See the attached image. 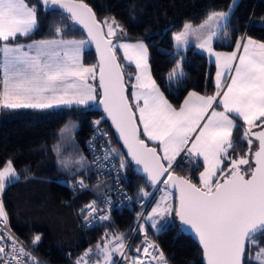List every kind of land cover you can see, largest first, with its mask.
Listing matches in <instances>:
<instances>
[{
    "label": "snow or ice",
    "instance_id": "snow-or-ice-1",
    "mask_svg": "<svg viewBox=\"0 0 264 264\" xmlns=\"http://www.w3.org/2000/svg\"><path fill=\"white\" fill-rule=\"evenodd\" d=\"M39 4L45 13L59 12L64 20L83 27L88 40L67 38V25H63L55 28L51 38L20 42L21 37H31L38 30L39 8L28 0H0V110L102 106L127 151L101 145L102 156L97 155L94 136L89 141L94 163L102 168L101 160L119 159L123 169L125 157H130L141 166L148 186L163 193L149 212L138 214L133 231L143 239L134 249L129 247L128 234L106 231L95 250L88 247L74 264H168L163 251L149 238L148 229L159 234L177 227L167 219L173 214L179 221L178 230L191 232L198 240L203 264H264V42L241 36L235 39L232 51L213 47L221 36L231 40L228 21L236 0L227 11L210 10L198 26L185 21L173 32L174 53L179 59L168 73L170 84L184 77L182 61L191 47L215 57L217 69L215 93L189 92L179 107L166 99L153 79L148 46L143 41L114 43L113 37L125 35L114 17L97 20L84 0H39ZM87 43L96 46L97 65L81 62ZM117 50L123 52L128 65L135 66L134 77H128L131 91ZM97 77L98 86L92 83ZM100 123L94 121L97 133L101 132ZM241 128L237 143L233 133ZM67 129L61 130L62 136ZM244 142V154L237 155ZM53 151L57 163L73 175L85 170L82 154L66 159L61 156L60 144L54 145ZM182 152L189 157V164L195 162L193 157L202 158L199 183L175 174L173 164ZM28 171L25 169V178ZM20 179L13 161L7 160L0 167V194ZM161 184L165 187L158 189ZM73 187L86 190L89 186L80 176ZM150 195L141 187L137 202L142 208ZM102 203L104 208L92 200L80 209L87 225L93 220H110L105 208L111 206V200L104 198ZM40 240L41 236L35 235L33 245ZM117 256L120 260L114 259ZM0 264H40L11 232L2 199Z\"/></svg>",
    "mask_w": 264,
    "mask_h": 264
},
{
    "label": "trees",
    "instance_id": "trees-1",
    "mask_svg": "<svg viewBox=\"0 0 264 264\" xmlns=\"http://www.w3.org/2000/svg\"><path fill=\"white\" fill-rule=\"evenodd\" d=\"M230 1L84 0L96 14L97 20L114 17L123 26L125 35L113 37L114 41H143L148 46V64L152 77L166 99L175 107L182 104L189 92L211 93L213 66H208L205 56L191 47L182 61L184 77L170 84L166 76L175 62L170 33L178 30L185 21L200 23L210 10L225 11ZM28 2L39 8V28L31 37H21L20 42L51 38L55 28L63 25H67V38L85 40L81 30L64 20L58 12L45 13L36 0ZM228 29L232 41L246 36L264 42V0H238L228 21ZM117 56L130 91L128 77H134L135 69L126 64L118 53ZM82 62L87 66L95 65L90 48L82 54ZM91 117L102 118L99 113L76 107L43 111L0 110V167L11 159L21 175V179L6 187L2 194L9 226L48 264H72L84 249L95 246L100 236L104 235V230L122 231L130 223L131 215L123 211L113 214L109 221H103L96 228H83L80 209L109 191L111 181L99 180L90 172L87 163L85 170L76 175L57 163V155L53 151L56 144H60L61 156L66 159H77L78 154L84 156L82 144L89 134L87 122ZM102 121L110 134L112 148L122 152L107 122L103 118ZM238 124L243 125L241 121ZM65 126L68 129L62 136L61 130ZM242 134V128L234 131L233 140L239 143ZM147 143L152 146V143ZM246 148L244 142L236 154L243 155ZM116 161L119 163L120 160ZM194 164L197 167L193 168ZM25 169L29 170L27 178ZM174 170L176 175L189 177L193 183H199V163L179 162ZM120 171L122 185L130 194L138 195L141 187L144 190L148 188L143 179L134 175L128 162ZM80 176L88 184V189L80 190L76 187L74 190L73 186ZM167 219L175 221L174 214ZM35 235H40L41 240L33 245ZM148 236L163 251L169 264H202L198 246L191 237L181 233L178 227H169L159 234L149 228ZM141 238L143 236L135 237L132 245L136 246Z\"/></svg>",
    "mask_w": 264,
    "mask_h": 264
},
{
    "label": "built area",
    "instance_id": "built-area-1",
    "mask_svg": "<svg viewBox=\"0 0 264 264\" xmlns=\"http://www.w3.org/2000/svg\"><path fill=\"white\" fill-rule=\"evenodd\" d=\"M96 120L101 121L100 125L98 126L101 130L100 133H97V131H96L97 126L94 125V121H96ZM87 126H88L89 134L87 135V137L83 141L82 151H83L84 157L87 160V164H88V167L90 169V172L93 175H95L99 180L107 179V180L111 181V188L109 189V191H107L104 195L98 197L96 199V201L101 208H104L102 200L104 198H109L111 200V206L109 208H105V211L110 215V217H112L113 214H120L123 211L129 212V214L131 215V219H130V223H129L128 227L122 231L118 230L116 232L128 234L130 237V239L128 241L129 247L134 249L137 245L140 244V241L143 239V238L139 239V242L136 246L132 245L133 240H135V237H137V236L142 237V234H140L139 232L133 231V229H135L137 227V216H138V214L141 213L142 211L145 214L147 212H149L151 207L156 202V200L163 193L161 191H157L151 187L145 189V191L151 193V195L144 202L143 208H142L141 204L137 202L138 200L141 199L139 194L138 195H132L123 187L122 182H121L122 173L119 169V165H118V162L116 161V159L113 162H106L104 160H101L100 164L104 165V167H102V168L98 167L97 164L94 163L93 152L89 148V141L92 140V138L94 136H96L97 139L92 140V142L96 145L95 151H96L97 155L102 156L101 145H104L105 147H112L111 144H108V141H111V137H110V134H109L108 130L106 129L105 125L103 124L102 118L101 117H91L87 122ZM101 133H107V135L102 136ZM183 156H185L184 153H181L177 157L176 163L173 164V169H174L175 165L179 162H181V163L186 162L187 163V159H184ZM195 167H197V164H194L193 168H195ZM157 188L163 189L158 185H157ZM2 194H0V199H2ZM126 197H131L132 199H127ZM141 219H142V217H141ZM80 223H81V226L83 228L91 229V228L98 227L102 222L98 221V220H93L91 222V225H87L84 217H82ZM8 225H9V220H8ZM9 228H10V226H9ZM10 230H11V228H10ZM11 232L19 241L23 242L26 249H28L29 251L32 252V254L38 259L40 264H48L37 253H35L34 250H32L22 239H20L12 230H11ZM102 236L103 235L100 236L98 241L101 240ZM92 247H93V250H95L94 246H92ZM86 249H84L81 253H83ZM132 254L135 255L134 252ZM114 259L120 260V258L118 256L114 257ZM72 264H74V262ZM121 264H123L122 261H121Z\"/></svg>",
    "mask_w": 264,
    "mask_h": 264
},
{
    "label": "water",
    "instance_id": "water-1",
    "mask_svg": "<svg viewBox=\"0 0 264 264\" xmlns=\"http://www.w3.org/2000/svg\"><path fill=\"white\" fill-rule=\"evenodd\" d=\"M36 1H37L38 4H39V0H36ZM39 5H40V4H39ZM40 6H41V5H40ZM41 8H42V10L44 11V9H43L42 6H41ZM58 13H59V12H58ZM65 15H67V14H65ZM74 26L81 30L82 35L84 36L85 40L87 41V40H88V36H87V32L85 31V29H84L83 27H81L80 25H74ZM113 41H114V38H113ZM87 44H88V46H89L91 52L93 53V56H94V63H95V65H97V64H98V61H99V57H98V54H97V52H96V46H95L94 43H87ZM97 71H98V69H97ZM98 83H99V80H98V77H97V80L95 81V84L98 86ZM98 99H99V96H98ZM87 110H88V111H91V112L99 113V114L102 116V118L107 122V124H108L110 130L112 131L113 137H114V139L116 140V142L119 144V146H120L122 152H126L127 150L124 148V146H123V142L119 139V135H118V133L116 132L115 128L112 126L111 121L108 120V119L106 118V114H105L104 111H103V107H102V106H99V105H95V106H93V107H91V108H87ZM150 146H151V145H150ZM125 159H126V161L130 164V166H131V170H132V172L134 173V175L137 176V177H139V178H141V179H143V180L146 182L147 187L149 188L150 186H148V182H147L146 179H145V174H144V173L142 172V170H141V166H138V165H136L134 162H132L131 159H130V157H125ZM162 179H163V178H162ZM158 186H160L161 188H164V187H165L163 184L158 185ZM169 190H171V189H169ZM174 219H175V221H176V223H177V227H178V225H179V221H178V219L175 218V216H174ZM184 234H186L187 236L191 237V239H192V240L195 242V244L198 246V248H199V250H200V255H201V263L203 264L202 249H201V247H200V245H199V243H198V240L194 237V234H192L191 232L184 233Z\"/></svg>",
    "mask_w": 264,
    "mask_h": 264
},
{
    "label": "rangeland",
    "instance_id": "rangeland-1",
    "mask_svg": "<svg viewBox=\"0 0 264 264\" xmlns=\"http://www.w3.org/2000/svg\"><path fill=\"white\" fill-rule=\"evenodd\" d=\"M231 2H232V0L230 1V3H229V5L231 4ZM237 2H238V0H236V4H237ZM229 5H228V7H229ZM228 7H227V9H228ZM227 9L225 10V11H227ZM202 22V21H201ZM200 22V23H201ZM200 23H197V24H193L194 26H198ZM184 24V23H183ZM182 24V25H183ZM182 27V26H181ZM181 27L179 28V29H181ZM178 29V30H179ZM175 31H177V30H175ZM173 32L174 31H172L171 33H170V38H171V41H172V34H173ZM230 29H228V34H229V36L231 37V35H230ZM120 42H126V41H122V40H116V41H114V43H120ZM130 43H132V42H130ZM135 43V42H134ZM213 47H214V49L216 50V51H225V52H227V51H232V50H234V41H232V38H231V40H228V39H226L225 37H223V36H221L220 37V39L218 40V41H216V42H214V45H213ZM172 48H173V41H172ZM194 48V47H193ZM195 49V48H194ZM196 51H198L197 49H195ZM198 52H200V51H198ZM117 53L118 54H121L122 56H123V52L122 51H120V50H117ZM201 54H203L204 56H205V58H206V60H207V62H211V64L214 66V72H213V85H214V93H215V91H216V87H215V78H216V71H217V69H216V66H215V63H214V61H215V57H209V55L207 54V53H202V52H200ZM172 56L174 57V66H175V63H176V60L177 59H179V57H176L175 56V53H174V48H173V50H172ZM134 66V65H133ZM173 66V67H174ZM182 69H183V67H182ZM184 71V70H183ZM168 77V76H167ZM166 77V78H167ZM168 79V78H167ZM224 83H227V81H224ZM185 99V98H184ZM184 99H183V101H184ZM183 103V102H182ZM182 153H184V152H182ZM184 155L185 156H183V158L184 159H187L186 157V153H184ZM119 168H120V161H119ZM3 166V165H2ZM1 166V167H2ZM121 169V168H120ZM121 170H123V169H121ZM188 176V175H187ZM159 200V198L156 200V201H158ZM156 203V202H155ZM106 232V230H104V233ZM107 232H115V231H107ZM117 233V232H116Z\"/></svg>",
    "mask_w": 264,
    "mask_h": 264
},
{
    "label": "crops",
    "instance_id": "crops-1",
    "mask_svg": "<svg viewBox=\"0 0 264 264\" xmlns=\"http://www.w3.org/2000/svg\"><path fill=\"white\" fill-rule=\"evenodd\" d=\"M71 39H75V40H84V39H80V38H71ZM86 41V40H85ZM88 48H89V46H88V44H85V46H84V49L82 50V53H81V62H82V54L85 52V51H87L88 50ZM120 56H121V58L123 59V56L121 55V54H119ZM124 61V60H123ZM126 64H127V61H124ZM83 63V62H82ZM208 63V66H209V64L210 65H212L211 64V62L209 63V62H207ZM85 66H87V65H85ZM130 66H132V67H134V69H135V66H133V65H130ZM213 66V65H212ZM214 66H213V72H214ZM168 76V75H167ZM166 76V77H167ZM167 79V78H166ZM179 80V79H178ZM178 80H176V81H178ZM167 81L169 82V80L167 79ZM176 81H173V82H176ZM92 83H94V82H92ZM133 83H134V81H133ZM130 91H131V89H130ZM198 94H200V95H213L214 94V85H213V73H212V91H211V93L210 94H206V93H198ZM188 95V94H187ZM187 95L185 96V98L187 97ZM72 107H76V108H85L84 106H79V107H77V106H75V105H73ZM58 108H70V107H65V106H60V107H58ZM218 110H222V109H218ZM242 122V121H241ZM243 123V122H242ZM144 139L146 140V137H144ZM148 142H150V143H152L151 141H148ZM186 156H187V154H186ZM187 158L189 159V157L187 156ZM192 160L193 161H195V162H197V163H199V165H200V170H199V174H200V172L201 171H203V160H202V158H195V157H193L192 158ZM199 174H198V180H199Z\"/></svg>",
    "mask_w": 264,
    "mask_h": 264
}]
</instances>
